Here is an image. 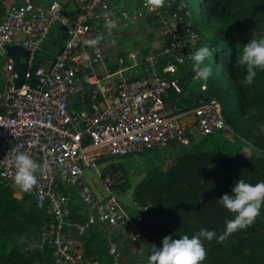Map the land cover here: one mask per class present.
Returning <instances> with one entry per match:
<instances>
[{
	"label": "built area",
	"instance_id": "1",
	"mask_svg": "<svg viewBox=\"0 0 264 264\" xmlns=\"http://www.w3.org/2000/svg\"><path fill=\"white\" fill-rule=\"evenodd\" d=\"M68 1L72 13L64 0H25L0 20V54L5 57L0 67V183L10 184L17 197H31L46 212L40 235L34 243L27 241V248L49 249L54 264H102L85 254L84 238L93 227L90 218L73 220V192L83 213L89 211L108 238L113 232L133 243L146 241L139 223L151 205L131 211L120 200L114 188L121 174L117 161L153 148L188 147L230 126L216 99L190 109L174 107L179 98L172 94L183 93L180 67L191 63L200 40L179 2H170L166 15L145 0L143 5L165 26L166 46L143 58L138 51L127 52L111 70L129 12H121L117 0ZM108 21L114 23L111 30ZM58 24L66 38L55 42L50 36ZM7 45L28 52V58H21L27 72L20 88ZM17 151L42 165L28 190L15 187L11 179ZM89 168L101 178L100 199L85 178ZM108 249L115 260L123 255L111 237Z\"/></svg>",
	"mask_w": 264,
	"mask_h": 264
},
{
	"label": "trees",
	"instance_id": "2",
	"mask_svg": "<svg viewBox=\"0 0 264 264\" xmlns=\"http://www.w3.org/2000/svg\"><path fill=\"white\" fill-rule=\"evenodd\" d=\"M187 1L186 11L210 20L223 16L232 18L235 15L232 6L240 3V0ZM6 9L4 0H0V20ZM194 29L200 35L196 26ZM56 32L59 38H52L55 42L66 37V30L61 24L52 30L51 36ZM166 43L165 38L163 48ZM198 43L195 50L204 44L213 50V55L205 60L213 70L207 95L221 103L228 123L246 137L255 138V145L264 149V136L259 129V125L264 123V70L258 69L253 81L248 83L245 79L246 67L237 63L243 45L235 43L229 35L223 39L200 36ZM1 61L3 65V55H0ZM86 74L87 71L81 74L82 79ZM188 80L189 77L180 76L183 93L172 94L174 99L179 98L176 104L183 106L180 109H190L201 103L194 98L193 90L185 94L184 86ZM215 158L217 162L213 165L211 160ZM239 178L253 182L264 180V154L248 155L236 151L220 152L216 156L213 152H187L170 167L167 179L158 183L143 181L138 187L145 190L151 200V208L139 227L147 243L159 246L165 235L171 233L173 238L184 234L192 236L201 228L221 234L226 219L234 213L228 212L218 198L230 192ZM137 191L140 194V189ZM21 198H16L15 189L10 184L0 183V264H54L49 249H29L27 241L25 245L18 242V238L26 232H34L38 237L47 217L45 210L39 208L31 197ZM140 202L147 204L144 197ZM74 210V221L84 222L87 219L78 214L79 208L75 204ZM98 235L106 240L104 230H89L84 238L85 254L102 264L112 262L114 259L108 244L105 248L104 245L91 243L90 237ZM203 244L206 255L201 264H264V215L260 222L254 220L234 231L224 241L214 237L210 241L203 240Z\"/></svg>",
	"mask_w": 264,
	"mask_h": 264
},
{
	"label": "rangeland",
	"instance_id": "3",
	"mask_svg": "<svg viewBox=\"0 0 264 264\" xmlns=\"http://www.w3.org/2000/svg\"><path fill=\"white\" fill-rule=\"evenodd\" d=\"M25 0H4L6 3V13L9 9L17 4L23 3ZM39 3L42 0H31ZM145 0H117L119 10L128 11L131 19L124 22L119 30L118 36V51L113 59L110 61L109 69L117 68L115 61L121 55L127 52L138 51L139 57L143 58L148 54L159 51L165 44L164 29L165 26L158 18L154 10L146 8L143 3ZM174 0H165L161 9L164 14H169V3ZM183 12L190 24V27L196 26L200 30V36L203 38L223 39L227 35L233 38L235 43L241 45L246 44L251 39H259L264 37V0H240L238 5L232 6L234 16L229 18L223 16L217 20H210L208 18H201L194 15L190 10H185L187 7V0H179ZM5 13V14H6ZM58 32L54 33L51 38H59ZM65 38V37H63ZM199 44V43H198ZM197 44V45H198ZM196 47V45H195ZM2 55V54H0ZM2 61L0 62V67ZM182 69V68H181ZM190 67V72L192 73ZM200 81V80H199ZM211 83L210 77L206 81L195 83L196 89L189 87L186 83L185 94L193 90L194 98L198 102L209 101L213 98L207 95L209 85ZM198 84V85H197ZM200 94V95H199ZM199 98V99H198ZM176 109L183 106L176 104ZM229 130L226 132L215 134L207 139L193 143L188 147L169 146L165 148H153L145 150L133 155L120 158L116 165L121 170L120 176L117 177V182L114 186L117 196L120 200L131 210L139 209L142 202L141 198H145V202L151 205V200L147 196L144 189L138 187L143 181L158 183L160 180L169 177V169L174 164L179 156L187 152H213L216 156L220 152H244L246 154H264V149L255 145V138L246 137L238 128L229 123ZM260 132L264 136V123L259 125ZM212 164H216L217 159H212ZM85 178L89 182L95 195L100 199L104 195L101 185V178L96 173L95 169L89 168L85 172ZM140 189V194L138 193ZM21 199V197H16ZM74 204L80 209L81 216L90 218L94 230L99 231L95 218L91 216L89 211L83 213L82 204L78 196L73 192ZM146 205V204H145ZM14 214L18 216V212L14 210ZM264 215V205L261 206L260 212L257 214L255 221L260 222ZM114 240L122 250V257L106 264H147L148 256L150 254L151 245L143 238H140L136 243L129 241L126 235L122 233H113L106 240L102 235L97 237L91 236L90 240L95 246L104 245L105 248L109 244V239ZM37 236L34 232H26L18 238V242L25 245V242L34 243Z\"/></svg>",
	"mask_w": 264,
	"mask_h": 264
},
{
	"label": "clouds",
	"instance_id": "4",
	"mask_svg": "<svg viewBox=\"0 0 264 264\" xmlns=\"http://www.w3.org/2000/svg\"><path fill=\"white\" fill-rule=\"evenodd\" d=\"M165 0H149L152 7H162ZM107 28L114 27L112 21L107 22ZM89 43L95 44L96 41ZM213 55V50L204 44L191 53V68L195 79L206 81L212 75L211 64L205 63L207 57ZM237 63L246 67V81L251 83L257 75V70H264V37L251 39L243 44ZM16 136V133L13 132ZM14 174L11 179L15 187L21 190L30 189L37 180L36 173L42 170V165L32 156L23 151H17L12 158ZM219 203L234 215L225 221L224 229L217 235L215 230L201 228L192 236L187 234L173 238L170 233L165 235L159 246L151 244L147 264H201L206 251L203 240L224 241L234 231L252 223L264 205V180L251 181L239 178L231 188L218 198Z\"/></svg>",
	"mask_w": 264,
	"mask_h": 264
},
{
	"label": "water",
	"instance_id": "5",
	"mask_svg": "<svg viewBox=\"0 0 264 264\" xmlns=\"http://www.w3.org/2000/svg\"><path fill=\"white\" fill-rule=\"evenodd\" d=\"M7 54L12 58L14 62V68L17 72V77L15 79V86L20 88L26 82V72H27V61H21L22 57L28 58V52L19 45H7Z\"/></svg>",
	"mask_w": 264,
	"mask_h": 264
},
{
	"label": "crops",
	"instance_id": "6",
	"mask_svg": "<svg viewBox=\"0 0 264 264\" xmlns=\"http://www.w3.org/2000/svg\"><path fill=\"white\" fill-rule=\"evenodd\" d=\"M64 2H66V5H67V12L68 13H72V12H74L75 11V8H74V6L71 4V3H69V1L68 0H64ZM66 38V37H65ZM192 63V62H191ZM191 63H189V64H187V66L185 67V68H183L182 67V69H181V73H182V77H189V80H188V86L189 87H193V89H196V85H195V83L197 82V83H199L200 81L199 80H197V79H195V73L194 72H192V73H189L190 72V67H191ZM1 85H2V83H1V81H0V87H1ZM198 85V84H197ZM248 155H250V153L248 154ZM17 197V196H16Z\"/></svg>",
	"mask_w": 264,
	"mask_h": 264
}]
</instances>
